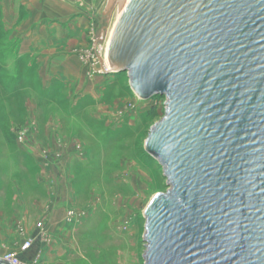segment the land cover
I'll use <instances>...</instances> for the list:
<instances>
[{"label":"water","instance_id":"water-1","mask_svg":"<svg viewBox=\"0 0 264 264\" xmlns=\"http://www.w3.org/2000/svg\"><path fill=\"white\" fill-rule=\"evenodd\" d=\"M117 3L108 66L165 97L144 142L167 186L143 211L144 264H264V0H105L107 23Z\"/></svg>","mask_w":264,"mask_h":264},{"label":"rangeland","instance_id":"rangeland-1","mask_svg":"<svg viewBox=\"0 0 264 264\" xmlns=\"http://www.w3.org/2000/svg\"><path fill=\"white\" fill-rule=\"evenodd\" d=\"M104 5L105 0H98L97 29L90 33L86 51L79 53L83 60L94 61L104 54L105 40L98 41L97 31L106 26L107 38L118 13L116 10L107 23V18L102 15ZM2 38L0 149L4 154L0 156V171L4 183L15 176L14 180L21 183L22 191L24 194L26 192L25 180H22L25 164L17 163L15 151L20 148L28 153L30 150L16 142L15 131L30 126L35 144L46 150L40 141L42 128L54 122L57 128L52 127L53 137L61 155L65 150V154L72 152L74 157L82 160L83 166L92 170L89 181L94 187L101 188L100 209H103V214H108L110 220V227L105 226L108 239L99 244L89 236L84 237L83 233H75L73 245L77 247L76 251L64 257V264H144L143 211L152 195L167 189L162 169L145 152L144 142L151 126L164 115L165 97L156 95L147 100L139 99L131 90L125 72L98 73L99 67L90 68V74L102 80L98 83L102 95L83 103L104 106L109 112L110 108L113 109V115H109V122L105 126L106 120L101 119V114L98 116L100 118H96L89 113L77 112V104L72 107V99L67 97L63 82L44 85L37 80L35 61L18 55L15 40H10L8 36ZM6 149L8 152L13 149L14 157L8 156ZM50 154L47 151L48 157ZM57 154L56 158H59L60 152ZM106 250L109 256L98 258Z\"/></svg>","mask_w":264,"mask_h":264},{"label":"crops","instance_id":"crops-1","mask_svg":"<svg viewBox=\"0 0 264 264\" xmlns=\"http://www.w3.org/2000/svg\"><path fill=\"white\" fill-rule=\"evenodd\" d=\"M97 5L98 0H0V31L16 41L19 56L35 61L37 80L44 85L63 82L72 107L77 104V112L96 118L101 114L107 126L112 108L109 112L104 106L83 103L102 95L98 85L102 80L89 71L98 68L101 61L83 60L79 55L86 51L89 35L97 29ZM53 123L43 126L40 137L44 148L52 153L48 159L38 158L36 150L15 151L17 163L25 164V194L15 176L4 183L0 171V256L12 252L24 262L64 264V257L76 251L75 233H83L97 244L108 239L110 220L100 209L101 188L89 181L92 170L83 166L82 160L72 152L65 154L66 150L61 155L53 137L52 127L57 128ZM11 150L5 153L14 157ZM58 152L60 157L56 158ZM3 154L0 149V156ZM25 240L32 244L21 252ZM109 254L106 250L98 258Z\"/></svg>","mask_w":264,"mask_h":264},{"label":"built area","instance_id":"built-area-1","mask_svg":"<svg viewBox=\"0 0 264 264\" xmlns=\"http://www.w3.org/2000/svg\"><path fill=\"white\" fill-rule=\"evenodd\" d=\"M99 41V40H98ZM106 56L105 53L101 57H97L96 59H99L101 61V65L98 68V73H108L110 72L108 70V64L106 62ZM108 66V67H107ZM110 68V67H109ZM15 140L18 144L23 145L24 147L28 148L29 150H36V153L38 157L42 160L47 159V151L44 150L43 148L39 147L37 144L34 142V138L32 136V128L30 126H24L21 129H18L15 131ZM59 154H56L55 156L58 157ZM32 244L31 240H25L23 244L20 246V251L24 252L27 249L30 248ZM3 259L10 261L12 264H35L34 262H24L21 261L15 254L13 253H6L2 256Z\"/></svg>","mask_w":264,"mask_h":264},{"label":"bare ground","instance_id":"bare-ground-1","mask_svg":"<svg viewBox=\"0 0 264 264\" xmlns=\"http://www.w3.org/2000/svg\"><path fill=\"white\" fill-rule=\"evenodd\" d=\"M122 2V1H121ZM120 7H121V5L119 4V3H117L116 4V6H115V8H116V10H117V12L119 11V9H120ZM115 10V11H116ZM110 34V33H109ZM108 37H109V35H108ZM108 37L106 38V36H105V48H104V53H105V56H106V47H107V42H106V39H107V41H108ZM106 59V58H105ZM108 67V66H107ZM108 70L110 71V72H112L111 71V69L108 67Z\"/></svg>","mask_w":264,"mask_h":264},{"label":"trees","instance_id":"trees-1","mask_svg":"<svg viewBox=\"0 0 264 264\" xmlns=\"http://www.w3.org/2000/svg\"><path fill=\"white\" fill-rule=\"evenodd\" d=\"M2 36H4V35H3L2 32L0 31V38H1V39H3ZM1 64H2V61H1V58H0V73H1ZM2 74H3V73H2ZM2 74H1V75H2Z\"/></svg>","mask_w":264,"mask_h":264}]
</instances>
